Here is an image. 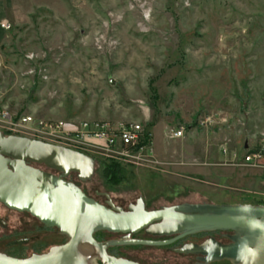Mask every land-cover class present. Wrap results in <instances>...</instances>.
Listing matches in <instances>:
<instances>
[{"label":"rangeland","instance_id":"rangeland-1","mask_svg":"<svg viewBox=\"0 0 264 264\" xmlns=\"http://www.w3.org/2000/svg\"><path fill=\"white\" fill-rule=\"evenodd\" d=\"M23 4L11 13L0 43L4 134L55 143L20 121L27 114L113 125L137 121L149 134L143 149L106 154L92 146L70 147L93 157L95 170L88 181L75 173L67 179L103 204L95 191L107 192L124 209L139 196L147 209L182 202L264 203V162L240 160L247 149L264 145V0ZM180 125L183 135L173 136ZM0 217L8 224L0 226L5 254L26 257L66 241L57 228L2 203ZM95 234L98 240L120 235ZM31 236L36 238L23 246L6 245ZM202 236L164 246H112L108 252L141 264H191L192 256L171 247ZM214 236L227 241L219 232ZM133 237L148 236L141 230Z\"/></svg>","mask_w":264,"mask_h":264},{"label":"water","instance_id":"water-1","mask_svg":"<svg viewBox=\"0 0 264 264\" xmlns=\"http://www.w3.org/2000/svg\"><path fill=\"white\" fill-rule=\"evenodd\" d=\"M94 170L95 159L84 152L0 130V203L28 212L66 237L65 242L26 257L0 252V264H141L112 255L108 248L164 246L187 235L215 230L231 231L230 241L210 238L173 250L201 254L205 262L264 264L263 203L182 202L147 209L139 196L124 209L114 205L107 193L106 204L100 203L67 179L76 173L79 180L88 181ZM0 225L6 226L1 218ZM141 230L147 238L133 237ZM99 231L120 235L98 240L95 233Z\"/></svg>","mask_w":264,"mask_h":264},{"label":"built area","instance_id":"built-area-1","mask_svg":"<svg viewBox=\"0 0 264 264\" xmlns=\"http://www.w3.org/2000/svg\"><path fill=\"white\" fill-rule=\"evenodd\" d=\"M0 26L4 29L10 28L7 21H2ZM20 121L32 126L33 130L39 134L48 135L54 139L55 144L69 148L83 149L86 146H92L106 154H125L129 151L143 149L149 142V134L137 121L113 125L106 121L42 119L28 114L23 115ZM183 133L184 126L180 125L173 132V136L180 137ZM222 151L227 153L225 147ZM231 155L237 158L236 152H232ZM240 160L245 165L261 164L264 162V145L247 149L240 156Z\"/></svg>","mask_w":264,"mask_h":264},{"label":"flooded vegetation","instance_id":"flooded-vegetation-1","mask_svg":"<svg viewBox=\"0 0 264 264\" xmlns=\"http://www.w3.org/2000/svg\"><path fill=\"white\" fill-rule=\"evenodd\" d=\"M75 175H76V173H75ZM76 177H77V175H76ZM78 179V178H77ZM81 181V180H80ZM105 193H107V192H103V191H98V190H96L95 191V194L96 195H100V196H104V204H106V201L108 200V197H106V195H105ZM108 194V193H107ZM109 195V194H108ZM109 198H110V200L112 201V199H111V197L109 196ZM136 201V200H135ZM134 201V202H135ZM113 202V201H112ZM133 202V203H134ZM145 203V202H144ZM114 204V203H113ZM130 204V203H129ZM128 204V205H129ZM115 205V204H114ZM127 205V206H128ZM116 206H119V205H116ZM127 208V207H126ZM13 210V209H12ZM18 212H20V211H18ZM25 213H28V212H25ZM29 214V213H28ZM30 215V214H29ZM32 216V215H31ZM32 217H34V216H32ZM4 222H5V224H6V226L5 227H3V226H1L2 228H4V229H6L7 228V226H8V224H7V221L5 220V219H3L2 217H0ZM35 218V217H34ZM35 219H37V218H35ZM38 220V219H37ZM39 221V220H38ZM39 223H41L40 221H39ZM41 225H43L42 223H41ZM43 227H46V226H44L43 225ZM34 228L35 227H33L32 226V229H30V230H34ZM28 231V230H27ZM220 233V235H221V237H223V238H225L227 241L226 242H223V241H220L218 238H216L215 236H214V234L215 233ZM231 233V231H221V230H215V231H208V232H199V233H195V234H192V235H195V236H200V235H204V236H202L201 237V239L200 240H188V241H183V242H181V244H179L178 246H174V247H171V249L173 250V248H177V247H180V246H182L183 244H185V243H195V244H200V243H203V242H205V241H208L210 238H214L215 240H217V241H219V242H222V243H227V242H229L230 241V239L227 237V235L228 234H230ZM191 236V235H190ZM36 238V236H31V237H18V238H14V239H11V240H9L7 243H6V245H7V247H9V248H13V247H20V246H23V245H25V244H27L28 242H31L33 239H35ZM184 238V237H183ZM200 238V237H199ZM182 239V238H181ZM180 240V239H179ZM178 241V240H177ZM176 242V241H175ZM174 243V242H173ZM172 244V243H171ZM174 251V250H173ZM175 252V251H174ZM35 253V252H34ZM31 254H33V253H31ZM182 254V253H181ZM185 255H189V256H192V263L191 264H211V263H217V262H223V261H225V262H227V263H229V264H231L228 260H215V261H209V262H205L203 259H202V257H204L203 255H201V254H197V253H187V254H185Z\"/></svg>","mask_w":264,"mask_h":264},{"label":"crops","instance_id":"crops-1","mask_svg":"<svg viewBox=\"0 0 264 264\" xmlns=\"http://www.w3.org/2000/svg\"><path fill=\"white\" fill-rule=\"evenodd\" d=\"M24 4L23 0H0V23L7 21L11 26V21L13 20L11 13L18 7L26 8ZM7 30L0 26V43L4 41Z\"/></svg>","mask_w":264,"mask_h":264},{"label":"trees","instance_id":"trees-1","mask_svg":"<svg viewBox=\"0 0 264 264\" xmlns=\"http://www.w3.org/2000/svg\"><path fill=\"white\" fill-rule=\"evenodd\" d=\"M264 204V203H263ZM95 237H96V234H95ZM97 238V237H96Z\"/></svg>","mask_w":264,"mask_h":264}]
</instances>
